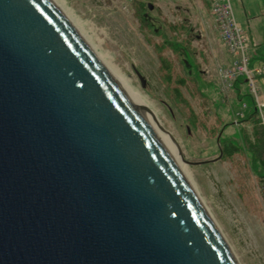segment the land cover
<instances>
[{"label": "water", "instance_id": "1", "mask_svg": "<svg viewBox=\"0 0 264 264\" xmlns=\"http://www.w3.org/2000/svg\"><path fill=\"white\" fill-rule=\"evenodd\" d=\"M0 264H239L51 0H0Z\"/></svg>", "mask_w": 264, "mask_h": 264}, {"label": "rangeland", "instance_id": "2", "mask_svg": "<svg viewBox=\"0 0 264 264\" xmlns=\"http://www.w3.org/2000/svg\"><path fill=\"white\" fill-rule=\"evenodd\" d=\"M56 1L174 140L182 171L238 263L264 264V191L248 152L257 124L235 116L250 87L243 84L241 102L235 90L222 92L216 69L229 57L213 34L209 0ZM263 1L232 0L237 20L263 18ZM223 139L240 150L229 154Z\"/></svg>", "mask_w": 264, "mask_h": 264}, {"label": "built area", "instance_id": "3", "mask_svg": "<svg viewBox=\"0 0 264 264\" xmlns=\"http://www.w3.org/2000/svg\"><path fill=\"white\" fill-rule=\"evenodd\" d=\"M210 13L217 23L221 41L231 55L230 63L217 64L216 73L223 93L234 90L238 78H244L253 96L259 123L264 129V61L259 66L252 64V53L258 48V42L240 24L234 12L232 0H209ZM263 83L259 89L257 83ZM249 105L242 102L236 111V119L245 117Z\"/></svg>", "mask_w": 264, "mask_h": 264}, {"label": "bare ground", "instance_id": "4", "mask_svg": "<svg viewBox=\"0 0 264 264\" xmlns=\"http://www.w3.org/2000/svg\"><path fill=\"white\" fill-rule=\"evenodd\" d=\"M51 1L64 14V16L70 21V23L76 29V31H78L80 36L83 38V40L86 42V44L90 47V49L96 55L98 60L102 63L103 67L106 69V71L110 74L112 79L119 86L122 93L126 96V98L130 101V103L140 112L141 116L146 121V123L150 126L153 133L155 134V136L157 137L159 142L162 144V146L165 148L168 155H170V157L175 161V163L178 165V167L182 171V168H181L182 162L178 156L179 155L178 147H177L176 143L174 142V140L171 138V136L169 134H167L166 132L162 131V129H160V126H158V121H156L153 118V116L150 113V111L148 110V108H146L144 103H142L140 101L138 94L127 85L125 79L123 77L119 76V74L112 67H110L109 64L103 59L101 54L98 53L94 49V47L90 43V40L87 38L85 33L82 31V29H81L80 25L78 24V22L76 21V19L71 17L70 14L68 13V11L60 3H58L56 0H51ZM183 174H184V172H183ZM184 175L186 176V173ZM186 178H187V176H186ZM189 183L191 184L190 181H189ZM200 201H202V200L200 199Z\"/></svg>", "mask_w": 264, "mask_h": 264}, {"label": "trees", "instance_id": "5", "mask_svg": "<svg viewBox=\"0 0 264 264\" xmlns=\"http://www.w3.org/2000/svg\"><path fill=\"white\" fill-rule=\"evenodd\" d=\"M174 46H177L176 44H173ZM264 59V57H263ZM190 66L191 69L194 73V67L193 64H191V62H189L188 60L186 61ZM196 75V74H195ZM245 83V79L244 78H238L237 81L235 82L234 85V90L237 93V100L238 102H241L243 100L244 97H246L245 94H243V90H242V86ZM186 86V81L182 79V81H180L176 87L177 91L179 92L180 95H182L183 89H185ZM249 95V94H247ZM244 101V100H243ZM248 105L249 108L245 113V117L241 120H246L248 122H255L257 125L256 127V131L253 134V139L252 141H250L248 143V152L251 153L252 155V167L254 170V173H256V175H258V181L260 183V185L262 186V190L264 191V129L262 128V126L259 123V119H258V115H257V111H256V107H255V103H254V99L253 96L250 94L249 98H247L245 100ZM233 141H227L225 139H223L222 143H226L227 144V150L229 152V154H232L233 152H237L240 150V146H236L232 143Z\"/></svg>", "mask_w": 264, "mask_h": 264}, {"label": "crops", "instance_id": "6", "mask_svg": "<svg viewBox=\"0 0 264 264\" xmlns=\"http://www.w3.org/2000/svg\"><path fill=\"white\" fill-rule=\"evenodd\" d=\"M263 6H264V1H263ZM264 18V17H263ZM261 18L258 14H256L254 16V19L251 21H248V25L243 26L241 23V25L250 33V35H252V37L258 42V48L255 50V52H253V56H252V64L253 65H259L262 61H264L263 57H264V19ZM214 19V18H213ZM212 21L214 22V36L215 38H218V41L220 42L222 48L227 52L226 48L224 47L219 32H218V28H217V23L215 21V19ZM240 22V21H239ZM205 36H209L208 32L205 30L204 33ZM228 57L226 59V61H220L221 63L223 62L224 64L230 63L232 60L231 55L227 52ZM258 63V64H257ZM261 81V79H260ZM259 81V82H260ZM246 82V81H245ZM262 83V81H261ZM261 87L263 88V83L261 84Z\"/></svg>", "mask_w": 264, "mask_h": 264}]
</instances>
